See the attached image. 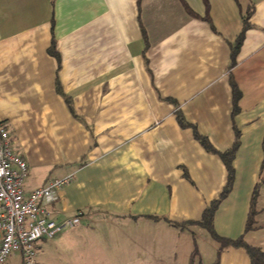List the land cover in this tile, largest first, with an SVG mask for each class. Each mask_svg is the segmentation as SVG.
Returning a JSON list of instances; mask_svg holds the SVG:
<instances>
[{
  "label": "crops",
  "instance_id": "1",
  "mask_svg": "<svg viewBox=\"0 0 264 264\" xmlns=\"http://www.w3.org/2000/svg\"><path fill=\"white\" fill-rule=\"evenodd\" d=\"M177 115L220 153L239 133L213 227L264 252V0H0V124L27 164L24 190L71 176L52 218L84 216L42 239L61 264H194L200 227L187 223L227 171ZM218 260L249 264L240 248Z\"/></svg>",
  "mask_w": 264,
  "mask_h": 264
},
{
  "label": "built area",
  "instance_id": "2",
  "mask_svg": "<svg viewBox=\"0 0 264 264\" xmlns=\"http://www.w3.org/2000/svg\"><path fill=\"white\" fill-rule=\"evenodd\" d=\"M27 170L25 160L12 149L8 131L0 126V264L15 255L20 264H35L40 240L79 226L84 217L78 213L61 222L52 218L50 207L71 176L25 192Z\"/></svg>",
  "mask_w": 264,
  "mask_h": 264
},
{
  "label": "trees",
  "instance_id": "3",
  "mask_svg": "<svg viewBox=\"0 0 264 264\" xmlns=\"http://www.w3.org/2000/svg\"><path fill=\"white\" fill-rule=\"evenodd\" d=\"M191 14V12H189ZM247 28V19H243V27L240 32V34L237 36L235 39L234 44L230 47V67L233 66L235 63V57L238 53V50L240 48V45L243 41V36L244 32ZM48 53L58 59V55L54 50V42L52 41V44L48 50ZM230 87L232 90V115L236 114L238 112V107H237V101L240 97V92L238 91V88L236 84L230 79ZM57 91L60 93L59 88H57ZM177 120L178 123L182 127H191L193 130V137L194 139L200 144V146L210 154L217 155L222 163L224 164L226 171H227V183L222 192L220 193L219 197L217 200L213 201L202 213V217L199 221L197 222H189L187 223L188 225H196L200 227L201 229H204L210 236V238L218 245V253H217V258L213 264H218V259L219 255L222 251L228 248H236V249H243L245 254L247 255L249 259V264H264V252H262L260 249L252 247L248 245L245 241L243 236L237 238V239H227L220 237L216 234L214 227H213V220L215 213L223 199L227 197L231 190L232 182H233V177H234V172H233V167H232V162L234 159V155L236 152V149L238 147V139H239V133L235 131V142L232 146V148L224 153H220L215 151L210 143L208 142L206 137H203L199 135L195 129V127L187 124L184 122L183 118L180 115H177ZM0 126H3L0 124ZM4 127V126H3ZM5 128V127H4ZM264 182V178L260 183ZM257 183L252 191L251 198H250V206H249V211L247 214V218L245 221L244 225V234L249 232L254 228L255 225V201L258 196V189H259V184ZM195 253V252H194ZM194 255V254H193Z\"/></svg>",
  "mask_w": 264,
  "mask_h": 264
},
{
  "label": "rangeland",
  "instance_id": "4",
  "mask_svg": "<svg viewBox=\"0 0 264 264\" xmlns=\"http://www.w3.org/2000/svg\"><path fill=\"white\" fill-rule=\"evenodd\" d=\"M197 233L198 235L194 240V249L197 248L201 252V255H196L197 259H193L195 261H192V263L198 264L201 258L203 264H210L215 257V242L204 229H197ZM48 244L49 241L43 242L42 240L37 243L36 264H61L55 245L50 246ZM6 264H20V259L17 255L12 256Z\"/></svg>",
  "mask_w": 264,
  "mask_h": 264
}]
</instances>
